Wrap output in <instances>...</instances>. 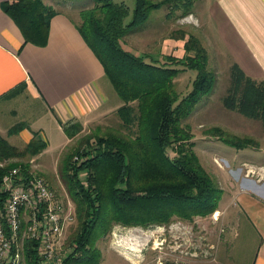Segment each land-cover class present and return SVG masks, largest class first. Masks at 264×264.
Returning <instances> with one entry per match:
<instances>
[{"label": "trees", "instance_id": "1", "mask_svg": "<svg viewBox=\"0 0 264 264\" xmlns=\"http://www.w3.org/2000/svg\"><path fill=\"white\" fill-rule=\"evenodd\" d=\"M92 1L91 7L79 10L81 22L75 25L121 100L115 109L120 125L101 134L84 136L64 156L61 171L74 204L71 224L76 226L67 241L69 252L59 264H99L95 242L109 233L114 224L149 226L168 222L173 215L211 212L218 194L191 149L189 127L182 124L214 84L213 73L206 65L205 49L197 37L181 33L176 38L185 39V52L194 54L185 53L182 58L166 55L162 63L153 55L136 54L123 48L120 40L162 2L135 0L126 20L129 9L123 2ZM184 5L183 12H189L192 0H184ZM2 9L19 28L24 43L46 44L55 8L43 0H11L3 2ZM179 64L194 71L191 89L185 94H180L174 85L178 71L175 66ZM22 86L19 84L0 97H13ZM221 102L227 109L259 120L264 132V78H253L232 62ZM23 129L30 130V137L21 148L0 134V183L7 170L18 166L8 164L9 159L34 156L47 145L26 122L10 127L7 135H16ZM62 129L72 138L82 125L77 121L64 124ZM222 138L236 148L257 144L251 137L231 133ZM28 164L21 163L20 167L26 175ZM36 245L31 239L24 241L22 258L26 264H41Z\"/></svg>", "mask_w": 264, "mask_h": 264}, {"label": "rangeland", "instance_id": "2", "mask_svg": "<svg viewBox=\"0 0 264 264\" xmlns=\"http://www.w3.org/2000/svg\"><path fill=\"white\" fill-rule=\"evenodd\" d=\"M43 1L53 8L66 10L76 24L81 22L79 10L93 5L92 0H48V3L47 0ZM112 1L127 5L129 14L126 20H128L135 0ZM150 1H161L162 4L157 8H151L144 22L122 36L120 40L122 47L134 53L153 55L152 57L160 59L159 62L162 63L163 56L166 55L182 58L185 53L194 54L191 51L185 52L184 43L180 45L177 41L176 36L182 33L185 37L190 34L197 37L205 49L206 65L213 73L214 84L208 93L201 96L190 114L182 120V124L189 127L192 135L190 141L193 143L191 149L212 179L218 194L214 200V211L211 212L192 213L191 216L173 215L168 222L149 226L114 224L109 233L99 237L95 242L101 259L99 264H129L128 262L132 264H225V262L249 264L258 239L249 237V230L244 224L240 207L235 206L234 199H230V182L236 179L238 186L243 184L240 175L243 167L242 157L247 156L250 150L233 147L224 142L222 137L231 133L256 140L259 135L264 134L260 121L223 106L221 97L227 88L228 69L233 61L229 62L227 57L212 47L211 41L205 39L204 32L200 28L201 21L198 23L200 26H197L196 19L191 16L192 13L199 12L198 1L194 7L195 0H192V5L189 6L191 9L187 13L183 12L186 8L184 0ZM207 2L208 0H204L205 5L200 2V7H205L206 10ZM204 30L206 31L205 28ZM175 67L178 69L173 78L175 89L180 94H185L191 89L194 71L182 64ZM100 84L112 99L109 103H105L104 107L112 108L116 103H121L105 76ZM28 98L21 94L11 105H17L18 113H21L25 119H30V129H36L35 131L40 135L42 132V136L43 132L45 133L49 140L47 148L44 152L42 150L31 157L9 159L7 163L21 167V163L28 162V171L44 177L58 200L65 204L68 201L74 210L61 171L64 156L84 136L101 134L108 128H119V119L115 110H112L94 121L81 123V131L65 140L58 125L42 114V105L39 102L32 103ZM22 122L26 121L22 120ZM29 137L30 130L27 129L21 130L16 135H6L10 144L20 148L25 145ZM230 152L235 155L232 156ZM75 226L74 223H70L69 229L64 234L60 248L63 256L69 252V247L66 245L73 235ZM23 262L26 264L24 259Z\"/></svg>", "mask_w": 264, "mask_h": 264}, {"label": "crops", "instance_id": "3", "mask_svg": "<svg viewBox=\"0 0 264 264\" xmlns=\"http://www.w3.org/2000/svg\"><path fill=\"white\" fill-rule=\"evenodd\" d=\"M5 1L11 0H0V96L19 84L23 86L13 97H0L3 137L22 120L30 126V119L18 113L17 105H11L21 94L42 105V114L58 125L65 140L68 137L62 129L64 124L89 123L120 105L103 106L112 100L100 84L105 76L103 67L66 10L55 7L57 12L50 20L47 42L39 46L24 43L19 28L2 9ZM197 1L199 12L191 16L197 24L201 21L202 25L197 26L202 28L205 39L249 76L264 78V0H208L206 10L200 7V2L205 5L204 0H195L193 6ZM177 41L184 43V39ZM40 133L48 144L45 133ZM256 141V146L243 148L250 150V155L242 157L243 184L238 186L236 179L230 182V199L240 207L249 237L258 239L249 264H264V134Z\"/></svg>", "mask_w": 264, "mask_h": 264}, {"label": "built area", "instance_id": "4", "mask_svg": "<svg viewBox=\"0 0 264 264\" xmlns=\"http://www.w3.org/2000/svg\"><path fill=\"white\" fill-rule=\"evenodd\" d=\"M0 264H24L23 243L32 240L41 264H59L73 210L58 200L43 177L12 167L0 183Z\"/></svg>", "mask_w": 264, "mask_h": 264}, {"label": "bare ground", "instance_id": "5", "mask_svg": "<svg viewBox=\"0 0 264 264\" xmlns=\"http://www.w3.org/2000/svg\"><path fill=\"white\" fill-rule=\"evenodd\" d=\"M124 251V250H123Z\"/></svg>", "mask_w": 264, "mask_h": 264}]
</instances>
